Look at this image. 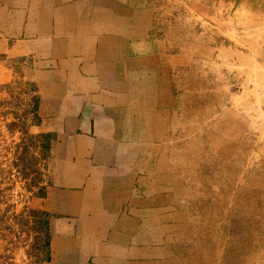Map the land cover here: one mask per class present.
Returning a JSON list of instances; mask_svg holds the SVG:
<instances>
[{"label":"rangeland","instance_id":"1","mask_svg":"<svg viewBox=\"0 0 264 264\" xmlns=\"http://www.w3.org/2000/svg\"><path fill=\"white\" fill-rule=\"evenodd\" d=\"M150 9L151 37L183 59L180 74L162 78L170 107L150 180L165 187L175 241L204 264H264V0ZM12 54L0 47V264H47L51 136L38 128L34 65Z\"/></svg>","mask_w":264,"mask_h":264},{"label":"crops","instance_id":"2","mask_svg":"<svg viewBox=\"0 0 264 264\" xmlns=\"http://www.w3.org/2000/svg\"><path fill=\"white\" fill-rule=\"evenodd\" d=\"M150 1L0 0V47L33 63L51 136L47 264L205 263L175 241L165 187L150 182L170 107L162 78L183 66L151 37Z\"/></svg>","mask_w":264,"mask_h":264},{"label":"trees","instance_id":"3","mask_svg":"<svg viewBox=\"0 0 264 264\" xmlns=\"http://www.w3.org/2000/svg\"><path fill=\"white\" fill-rule=\"evenodd\" d=\"M41 217L43 218V230L42 234L39 236V240L41 239L42 248H46L50 246V236H49V219L48 215L42 214Z\"/></svg>","mask_w":264,"mask_h":264},{"label":"bare ground","instance_id":"4","mask_svg":"<svg viewBox=\"0 0 264 264\" xmlns=\"http://www.w3.org/2000/svg\"><path fill=\"white\" fill-rule=\"evenodd\" d=\"M260 93V92H259Z\"/></svg>","mask_w":264,"mask_h":264}]
</instances>
